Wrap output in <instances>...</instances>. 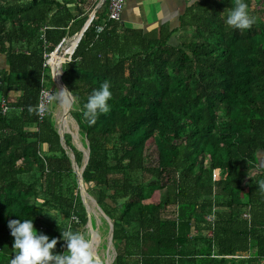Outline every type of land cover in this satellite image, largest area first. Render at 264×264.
Returning <instances> with one entry per match:
<instances>
[{"label": "trees", "instance_id": "obj_1", "mask_svg": "<svg viewBox=\"0 0 264 264\" xmlns=\"http://www.w3.org/2000/svg\"><path fill=\"white\" fill-rule=\"evenodd\" d=\"M99 2L0 0V264L15 254L9 220H33L57 254L69 224L95 229L71 158L81 169L83 152L61 140L51 106L43 118L28 109L57 91L44 55ZM244 2L255 23L241 31L225 23L235 0H186L176 24L152 29L125 27L124 9L111 20L106 0L61 64L112 264H264V0ZM105 81L110 110L89 124L84 104Z\"/></svg>", "mask_w": 264, "mask_h": 264}, {"label": "clouds", "instance_id": "obj_2", "mask_svg": "<svg viewBox=\"0 0 264 264\" xmlns=\"http://www.w3.org/2000/svg\"><path fill=\"white\" fill-rule=\"evenodd\" d=\"M225 23L231 28L243 31L253 26L255 18L250 15L248 5L244 0H235ZM60 74L61 70H56L53 78L55 79ZM71 93L67 88H63L51 94L42 90L41 95L47 98L48 102L60 100L67 104ZM111 98L110 83L105 81L99 89L89 95L87 103L84 104V119L89 124H95L99 113L109 112L108 101ZM72 99L74 100L75 97ZM28 110L30 113L35 112L36 115H42L46 109L45 104L41 103L35 108L29 106ZM258 187L261 192H264V181H260ZM72 219L78 222L76 217ZM8 227L11 236L14 237L12 248L15 250L10 264H103L101 258L93 250L95 237L79 231L74 232L70 224L66 230L61 231V238L66 242L67 250L60 254L54 252L59 242L58 239L50 240L47 235L38 233L33 220L12 219L8 221Z\"/></svg>", "mask_w": 264, "mask_h": 264}, {"label": "rangeland", "instance_id": "obj_3", "mask_svg": "<svg viewBox=\"0 0 264 264\" xmlns=\"http://www.w3.org/2000/svg\"><path fill=\"white\" fill-rule=\"evenodd\" d=\"M66 42H69V40H67ZM56 56L57 55H53L52 58L53 57L55 58ZM52 58L49 61L51 65H52ZM56 89L57 91L61 90L60 87H57ZM51 110L53 114L55 115L54 117H56V121L58 124V129H59L60 134H70L72 144L78 150L83 152V154L86 153L87 152L85 149L86 142L79 135L77 124L75 123V121L69 114L70 99L67 104H64L60 100L52 101ZM83 187L85 189L84 185ZM85 197H86V200L84 201V203L87 206L86 211L95 220L94 231H91V228L89 227V225H87L88 234H91L92 236L95 237L93 241V250L101 258V260L103 261V264H112L113 257H114V251H113L112 244L110 243V232L107 231L106 233L105 230L98 231L99 227L103 225V220L105 219L104 214L102 213V211L98 209L92 197H90L88 194L85 195ZM107 249H108V252H107Z\"/></svg>", "mask_w": 264, "mask_h": 264}, {"label": "crops", "instance_id": "obj_4", "mask_svg": "<svg viewBox=\"0 0 264 264\" xmlns=\"http://www.w3.org/2000/svg\"><path fill=\"white\" fill-rule=\"evenodd\" d=\"M186 0H127L122 13V24L129 28H148L157 27L161 22L176 24L180 10L184 7ZM159 10V11H158ZM77 35V34H76ZM74 37V36H73ZM65 44L66 49L73 45L71 40ZM58 56L53 57V62ZM1 90V88H0ZM257 167L264 168V152L258 155Z\"/></svg>", "mask_w": 264, "mask_h": 264}, {"label": "water", "instance_id": "obj_5", "mask_svg": "<svg viewBox=\"0 0 264 264\" xmlns=\"http://www.w3.org/2000/svg\"><path fill=\"white\" fill-rule=\"evenodd\" d=\"M105 1H106V0H100V2L96 5V7H95V9L93 10V12L90 14V16H89L87 22L85 23V25L83 26V28L78 32L77 35H75V36L70 40L71 43L73 44V49L71 50V52H64V48L61 49V50L59 51V55L61 56L62 59L66 58V56H70V55H72V54L74 53V51H75V49H76V47H77V45H78V43H79V41H80V39H81L83 33H84V31H85V29H86L87 26L89 25L90 20L93 18L95 11H96L98 8H100V7L105 3ZM60 66H61V65H60ZM60 66H59V69H58V70H60ZM55 71H56V70L54 69V70H53V74H54ZM54 84H55L56 87H60L61 90H62L63 88H65L64 85H63L62 82H61V74H60L59 76H57V77L54 79ZM69 99H70V109H71V106H72V103H73V99H72L71 96L69 97ZM61 140L63 141V134H61ZM71 158H72V160H73V168H74V171H75L76 174H77L78 188H79L80 196H81V199H82L83 204L85 205V203H84V201L86 200L85 195H87V194H86L85 189H84V187H83L82 172H83V170H84V168H85V166H86V164H87V160H88V150H87L86 153H84V161H83V166L81 167V169H79V168L77 167L73 154L71 155ZM93 201H94V200H93ZM94 202H95V201H94ZM85 207H86V210H87V206H86V205H85ZM98 209H99V208H98ZM99 210H100V209H99ZM100 211H101V210H100ZM104 218H105V220L107 221V223H108V225H109L110 243H111V239H112V235H111V232H112V224H111V222L109 221V219H108L105 215H104ZM88 225H89V227L91 228V231H94V229L92 228V224H91V221H90V220L88 221ZM107 252H108V249H107Z\"/></svg>", "mask_w": 264, "mask_h": 264}, {"label": "built area", "instance_id": "obj_6", "mask_svg": "<svg viewBox=\"0 0 264 264\" xmlns=\"http://www.w3.org/2000/svg\"><path fill=\"white\" fill-rule=\"evenodd\" d=\"M125 3H126V0H108V9H109V18L111 19V20H115V21H119L120 20V18H121V13H122V11H123V9H124V7H125ZM67 40H63L56 48H55V50L51 53V54H49V55H47V54H45L44 56H45V58H46V64L51 68V70H52V77H53V70L55 69V70H57V67H55V66H53V65H51L50 63H49V61L51 60V58H52V56L53 55H57V56H60L59 55V51L61 50V49H63V47L65 46V44H67V42H66ZM66 60V58H64V59H62L61 58V60L59 61L60 62V65L63 63V61H65ZM59 65V66H60ZM61 70V69H60ZM53 82H54V78H53ZM42 90L43 91H47V92H49L50 94L51 93H54V91L51 89V88H42L41 90H40V93H39V100H38V105H40L41 103H44L45 104V112L42 114V115H39V117L40 118H43L46 114H47V112H48V109H49V107L51 106V102H48L47 101V98H45V97H43L42 95H41V92H42ZM1 108H2V112L4 113L5 112V110H6V105H5V101L4 100H2L1 101ZM219 174H220V170H214V172H213V180H217L218 179V177H219ZM73 218V217H72ZM71 218V222H76V221H74L73 219ZM244 218H249V216H248V214H245L244 215Z\"/></svg>", "mask_w": 264, "mask_h": 264}, {"label": "bare ground", "instance_id": "obj_7", "mask_svg": "<svg viewBox=\"0 0 264 264\" xmlns=\"http://www.w3.org/2000/svg\"><path fill=\"white\" fill-rule=\"evenodd\" d=\"M60 60H61V56H58V59H56L55 62H53V60H52V65L55 66V67H57V70L59 69V65H60V62L59 61Z\"/></svg>", "mask_w": 264, "mask_h": 264}]
</instances>
